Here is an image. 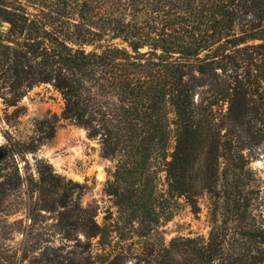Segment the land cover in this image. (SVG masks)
<instances>
[{
  "label": "trees",
  "instance_id": "16d2710c",
  "mask_svg": "<svg viewBox=\"0 0 264 264\" xmlns=\"http://www.w3.org/2000/svg\"><path fill=\"white\" fill-rule=\"evenodd\" d=\"M29 3L35 13L0 0L3 100L17 105L40 83L60 93L61 118L115 160L104 193L117 216L103 225L91 214L88 225L74 219L78 202L41 162L30 198L38 213L56 212L52 232L72 243V255L48 246L51 237L28 242L21 232L7 264L11 256L13 264H125L128 257L131 264H264V224L253 213L257 179L244 152L264 143V0ZM205 86L209 94L195 100ZM244 126L246 144L235 134ZM55 129L39 120L22 150H35ZM201 194L206 236L151 238L179 198L196 207Z\"/></svg>",
  "mask_w": 264,
  "mask_h": 264
},
{
  "label": "rangeland",
  "instance_id": "374dc122",
  "mask_svg": "<svg viewBox=\"0 0 264 264\" xmlns=\"http://www.w3.org/2000/svg\"><path fill=\"white\" fill-rule=\"evenodd\" d=\"M29 1L33 0H12L16 4L24 5L28 12L35 13L39 7ZM207 90V86L199 88L195 93V100L198 101L202 96L209 94ZM3 97H6L5 91L0 92V151L3 152L0 159V193H5L0 203V264H7L5 260L8 254L12 255L13 250L23 240L21 232L27 233L28 242L51 237L48 246H62L61 252L67 254L72 250V243L64 241L57 233L52 232L56 212L38 213L34 208V198H30V191L38 178L40 163L47 162L51 166L52 173L64 182L66 193L71 200L78 202L81 211H75L74 219L88 225L91 214L98 225H103L105 216H111L113 219L117 216L116 207L104 193L107 173L113 169L115 160L101 156L98 139L88 138L85 129L61 118L64 102L60 93L50 83H40L26 90L17 105H7ZM41 119L54 122V136L38 144L33 151L22 150V144L36 135V124ZM235 134L244 144L250 140L246 126L242 130L236 129ZM173 144L174 140L171 138V148ZM244 152L257 179L259 204L257 211L253 213H256L264 224V143L252 147L251 153L247 150ZM159 176L158 187L165 190L164 173L161 172ZM207 198L206 194L199 195L196 207L190 205L185 198H179L169 219L162 221L152 232L151 238L162 237L164 241H168L174 236H206L209 230ZM77 234L81 242L86 241L81 231ZM112 236V240L117 241L116 235ZM95 240L92 239V243ZM135 251L133 249L131 252ZM67 255L72 254L69 252ZM9 260L8 264L14 263L12 256ZM133 261L128 257L125 264H131ZM36 264L44 262L39 261Z\"/></svg>",
  "mask_w": 264,
  "mask_h": 264
},
{
  "label": "water",
  "instance_id": "95a60500",
  "mask_svg": "<svg viewBox=\"0 0 264 264\" xmlns=\"http://www.w3.org/2000/svg\"><path fill=\"white\" fill-rule=\"evenodd\" d=\"M3 28L5 29L6 27H5V26H3ZM2 156H3V152H2V151H0V159L2 158Z\"/></svg>",
  "mask_w": 264,
  "mask_h": 264
}]
</instances>
